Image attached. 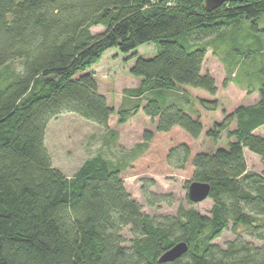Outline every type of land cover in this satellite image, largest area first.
Here are the masks:
<instances>
[{
    "label": "trees",
    "instance_id": "obj_1",
    "mask_svg": "<svg viewBox=\"0 0 264 264\" xmlns=\"http://www.w3.org/2000/svg\"><path fill=\"white\" fill-rule=\"evenodd\" d=\"M263 14L264 0L209 10L206 0H0V264H264V171L248 170L245 155L249 150L264 161V136L257 134L264 125V64L257 72L258 101L239 105L205 132L218 142L226 131V146L192 158L189 144L181 143L166 156L175 168L191 161L192 181L210 184V216L180 206L156 220L125 187L128 162L99 153L67 176L46 146L51 120L64 113L108 130L112 115L126 123L143 110L155 131L182 128L198 139L204 125L185 90L218 92L214 76L203 71L210 46L204 39L243 19L258 30ZM98 25L106 30L93 34ZM145 44H154L153 57L137 54ZM114 48L120 53L112 54ZM108 55L107 61L135 59L130 73L140 85L124 90L136 98L133 105L116 108L99 91L95 73ZM196 98L205 109L218 105ZM152 139L146 131L140 153ZM142 182L150 206L172 204L171 195L151 190L153 178ZM241 227L263 245L239 234L226 248L214 243L225 230ZM180 241L188 251L160 262Z\"/></svg>",
    "mask_w": 264,
    "mask_h": 264
},
{
    "label": "rangeland",
    "instance_id": "obj_2",
    "mask_svg": "<svg viewBox=\"0 0 264 264\" xmlns=\"http://www.w3.org/2000/svg\"><path fill=\"white\" fill-rule=\"evenodd\" d=\"M175 2L176 0H168V4ZM257 23L258 30H255L252 21L243 19L239 26L231 24L218 32L215 35L217 37L210 36L204 39L210 46L203 71L214 76L218 92L213 96L202 89L188 87L185 91L191 97L201 95L217 99L218 105L214 109L201 108L200 110L197 104L192 105V108L200 112L197 116L201 118L204 125V131L198 139L192 138L182 128H176L172 133L155 131L154 124L143 110L126 123H118L117 116L112 115L108 130L75 113H64L53 118L47 130L46 146L53 158L54 166L67 176H72L87 158L101 153L114 163L128 162V166L122 172L125 187L132 198L142 205L143 212L154 219L175 215L180 206L185 209L194 208L201 214L210 216L212 199L206 198L198 203L188 202L186 184L192 181L191 161L185 168L180 169L169 165L166 156L173 146L181 143L189 144L192 158L198 152H214L218 147L226 146V131L218 142L207 137L205 132L209 128H214L216 122L222 121L226 114L239 105L253 104L258 101L259 94L255 92V89L260 87L262 81L257 72L264 64V14ZM91 30L93 34H100L106 28L98 25ZM153 47L154 44H145L136 51L139 56L151 58L155 55ZM110 52L120 53L116 48L111 49ZM245 54H250V57L245 58ZM124 57L121 56L119 60L113 57L112 61H107L110 55L106 56L105 61L95 73L100 84L99 91L101 90L109 104L116 108L122 104L123 107L133 105L132 101L136 98L125 96L124 90L140 85V79L130 73V66L135 59L126 63L123 60ZM19 65L20 63H17L16 66ZM103 68L107 72H104ZM250 88L253 92L249 90ZM126 98L129 100L126 101ZM231 128H235V124ZM110 129L115 130L117 134L112 133ZM146 131H152L153 139L150 144L148 143V148L140 153L138 145L145 142ZM257 134L264 136V125L257 130ZM245 155L248 170L264 171V161L259 155L249 150H246ZM144 178H153L156 184L151 190L158 194L171 195L172 204L163 202L158 206H150L142 193ZM237 232L229 228L214 243L226 248L227 243L235 240L239 234L248 242L257 246L263 245V242L250 231L241 227ZM124 236L129 245L132 239L129 227L124 230Z\"/></svg>",
    "mask_w": 264,
    "mask_h": 264
},
{
    "label": "water",
    "instance_id": "obj_3",
    "mask_svg": "<svg viewBox=\"0 0 264 264\" xmlns=\"http://www.w3.org/2000/svg\"><path fill=\"white\" fill-rule=\"evenodd\" d=\"M230 1H244V0H206V8L213 9L216 8L223 3L230 2ZM211 191V186L209 183L202 182V181H191L188 187V197L189 199L194 202L198 203L206 198H209ZM189 249V245L186 241H180L173 245L170 249H168L165 253L161 255L159 258L160 262H170L174 261L177 258L183 256Z\"/></svg>",
    "mask_w": 264,
    "mask_h": 264
},
{
    "label": "crops",
    "instance_id": "obj_4",
    "mask_svg": "<svg viewBox=\"0 0 264 264\" xmlns=\"http://www.w3.org/2000/svg\"><path fill=\"white\" fill-rule=\"evenodd\" d=\"M99 84V83H98ZM99 86H100V84H99ZM188 88V87H187ZM186 88V89H187ZM100 89V88H99ZM101 91V90H100ZM190 94V93H189ZM196 97H202V98H206V99H210V98H207V96H201V95H199V96H196ZM196 97H191L190 96V101H192L193 102V105L194 104H197V108L200 110L202 107H201V105L198 103V101H197V98ZM259 98V97H258ZM188 109H189V106H188ZM190 110V109H189ZM193 111H196V109H194L193 108ZM194 114L195 115H200V112L199 111H196V112H194ZM110 120H111V118H110ZM109 125H110V121H109ZM154 126H155V124H154Z\"/></svg>",
    "mask_w": 264,
    "mask_h": 264
}]
</instances>
